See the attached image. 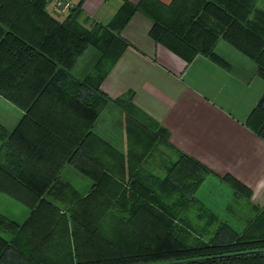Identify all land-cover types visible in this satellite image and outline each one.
Instances as JSON below:
<instances>
[{"label":"trees","instance_id":"16d2710c","mask_svg":"<svg viewBox=\"0 0 264 264\" xmlns=\"http://www.w3.org/2000/svg\"><path fill=\"white\" fill-rule=\"evenodd\" d=\"M50 3L0 0V95L24 111L0 135V196L30 210L21 223L0 212V264H264V207L237 231L197 196L212 173L204 164L174 148L156 173L146 164L161 145L173 148L168 130L132 105V92L111 99L101 88L138 11L154 21L156 42L188 61L221 63L214 48L224 40L264 78V0H128L108 25L91 21L83 0L63 18ZM91 48L96 61L76 75ZM110 103L124 113L127 151L94 131ZM249 124L264 139V95ZM66 165L92 181L85 196L63 181ZM222 179L239 197L252 194L232 175ZM195 206L202 224L189 216Z\"/></svg>","mask_w":264,"mask_h":264},{"label":"crops","instance_id":"0c3cea01","mask_svg":"<svg viewBox=\"0 0 264 264\" xmlns=\"http://www.w3.org/2000/svg\"><path fill=\"white\" fill-rule=\"evenodd\" d=\"M67 1L74 5L81 0ZM125 1L128 0H83V10L91 21L108 25ZM129 1L137 4L140 0ZM157 1L170 5L174 0ZM49 9L62 18L67 13H57L54 0ZM153 26L154 21L150 17L139 11L134 13L121 31L129 45L104 79L102 90L111 99L132 92V105L168 130L173 148H166L174 155L176 149L192 156L212 172L204 184L216 188V197L223 195V191L217 188H229L232 200L246 202V198L236 195L222 179L232 175L252 189L250 205L262 204L264 139L249 124L264 95V78L257 64L224 40L214 48L221 63L203 54H197L188 61L166 45L156 42L151 35ZM97 57L98 52L89 49L74 73L79 76L87 73ZM0 105L6 108L0 109V122L8 131H13L24 111L6 99ZM109 109L120 110L110 103L101 112L94 127L98 135L103 136L110 129L105 127L104 116ZM124 121L123 113L122 120L118 122L119 132L115 126L117 122L112 125L113 131L122 138L124 135L126 138ZM33 127L30 126V131ZM127 145L123 144V149ZM69 174L80 178L75 168L66 165L62 177L68 179ZM3 198L8 199L2 195L0 202ZM7 201L10 205L13 203L12 200ZM226 204L216 213L222 219H232V214L227 215L231 208Z\"/></svg>","mask_w":264,"mask_h":264},{"label":"rangeland","instance_id":"374dc122","mask_svg":"<svg viewBox=\"0 0 264 264\" xmlns=\"http://www.w3.org/2000/svg\"><path fill=\"white\" fill-rule=\"evenodd\" d=\"M56 16L59 18H62V16H59L57 14H56ZM91 67L87 71H89L91 69ZM2 98H4V99H2ZM5 99H6L5 97L0 95V104H1L2 100H5ZM6 100H8V99H6ZM10 102L8 100V103H10ZM0 109H6V108L3 107L2 105H0ZM104 116L106 118L105 119V127H107V128L109 127L110 129L108 128L109 130L107 132H104L105 134L103 136L107 140L110 139L109 141L112 142L117 148L121 149L122 151H127L128 145L125 149H123L124 148L123 144H128L127 134H126V138H125V135L122 138V137H120L119 133H117L116 131H113V129H112V125L114 126V122H117V123H115V126L117 128V131L119 132L120 126H119L118 122L122 120L123 112L121 110H113V109L110 110L109 109L108 111H106ZM123 126H125V121L123 123ZM3 129H5L8 132V130L5 128V126L2 124V122H0V135H3L4 134L3 132H5ZM109 131H111L110 135H109V133H110ZM121 133L124 134V132H121ZM115 135H116V137H115ZM174 156L175 155L172 154V152H170V150H168L165 146L161 145L160 149H157V151L155 153H153V155L150 156L146 165L148 167L152 168L156 173L162 175V174H165L167 168L169 167V163H170L171 159L174 158ZM78 174H80L79 179L71 177L69 174V178L66 179L65 177H63V181L68 182L70 184V186H72L74 188L73 190L76 193H79V195L81 197H83L90 191V189L92 187V181L88 177L81 174L80 172H78ZM67 177H68V175H67ZM217 190H222L223 195L220 197H216L217 196L215 194L216 188L212 187L211 185L209 186V185H206L203 183V185H201V189L197 191V196L202 200L201 202H203V204H204V206H206V208H209V210H212L215 213L217 212V210L222 205H225L226 203H228L226 205H229V207L231 209H229L230 211H228L227 215L232 214V217H233L232 219H228L230 221V222L229 221L228 222L237 231H243L248 220L250 218H252V217H250V215H252L253 213L259 214L264 207V202L262 204H258V203H252L251 205L249 204V202H250L249 200L253 196V191H252V194L250 195V197H246V199H247L246 202H244V201L242 202V201H237V200L235 201V200L231 199L232 198V197H230L231 189L229 190V188L228 189L227 188H217ZM75 195L76 194L70 195L68 198L69 201L72 200ZM4 196H6V198H8L9 200H12L11 202H13V203H11V205H10L9 202L7 201L8 199L3 198V200H1V202H0V212H2L4 215H6L9 218H12V219H14L20 223L23 222L26 219V217L29 215L30 210L26 206H24L20 202H18L17 200L10 197L9 195H4ZM106 199H111V196L109 194H105V196H102L99 199V201L101 200L102 201L101 204H105L104 201ZM230 199L232 201H230ZM212 208H214L216 211L213 210ZM199 212H201V209L199 208V206H195L189 211V216L192 217L194 220H196L197 223L202 224L206 220L198 221L196 219V216L198 215Z\"/></svg>","mask_w":264,"mask_h":264},{"label":"built area","instance_id":"2783aa9c","mask_svg":"<svg viewBox=\"0 0 264 264\" xmlns=\"http://www.w3.org/2000/svg\"><path fill=\"white\" fill-rule=\"evenodd\" d=\"M72 7V4L67 0H54V9L57 13H64Z\"/></svg>","mask_w":264,"mask_h":264}]
</instances>
